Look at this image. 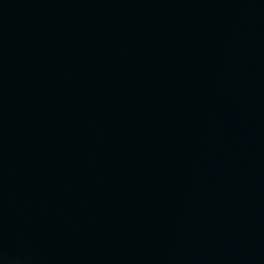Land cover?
<instances>
[{"label": "water", "instance_id": "95a60500", "mask_svg": "<svg viewBox=\"0 0 264 264\" xmlns=\"http://www.w3.org/2000/svg\"><path fill=\"white\" fill-rule=\"evenodd\" d=\"M0 264H264V0H0Z\"/></svg>", "mask_w": 264, "mask_h": 264}]
</instances>
